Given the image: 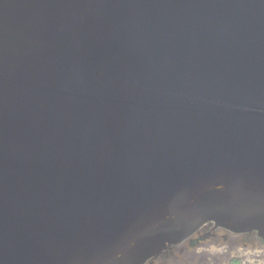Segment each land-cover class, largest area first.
<instances>
[{"label": "water", "instance_id": "95a60500", "mask_svg": "<svg viewBox=\"0 0 264 264\" xmlns=\"http://www.w3.org/2000/svg\"><path fill=\"white\" fill-rule=\"evenodd\" d=\"M211 222L264 236V0H0V264Z\"/></svg>", "mask_w": 264, "mask_h": 264}, {"label": "flooded vegetation", "instance_id": "af4514ba", "mask_svg": "<svg viewBox=\"0 0 264 264\" xmlns=\"http://www.w3.org/2000/svg\"><path fill=\"white\" fill-rule=\"evenodd\" d=\"M144 264H264V236L206 223Z\"/></svg>", "mask_w": 264, "mask_h": 264}]
</instances>
